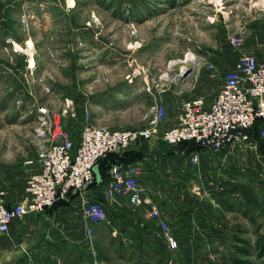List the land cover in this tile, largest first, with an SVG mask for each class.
I'll return each instance as SVG.
<instances>
[{
  "label": "rangeland",
  "instance_id": "374dc122",
  "mask_svg": "<svg viewBox=\"0 0 264 264\" xmlns=\"http://www.w3.org/2000/svg\"><path fill=\"white\" fill-rule=\"evenodd\" d=\"M234 35L240 45L231 43ZM243 51L264 59V0H0V185L9 199L21 196L50 147L51 136L39 133L42 109L62 115L69 128L88 112L98 126L143 127L158 102L169 113L183 99L205 98L201 76L224 75ZM187 66L194 70L184 76ZM254 144L263 151L257 136ZM197 150L198 160L188 150L194 163L206 153ZM74 192L81 196L67 197ZM222 195L226 250L212 264H264V236L258 259L250 242L241 260L232 250L250 240L240 230L249 224L233 209L248 194ZM106 226L100 241L109 244Z\"/></svg>",
  "mask_w": 264,
  "mask_h": 264
},
{
  "label": "crops",
  "instance_id": "0c3cea01",
  "mask_svg": "<svg viewBox=\"0 0 264 264\" xmlns=\"http://www.w3.org/2000/svg\"><path fill=\"white\" fill-rule=\"evenodd\" d=\"M208 73L207 77L201 76L203 88L199 89L210 105L225 73L218 74L213 81ZM178 107L169 111L163 128L178 124ZM83 120L77 118L79 125H70V129L79 130ZM125 151L130 162L139 165L146 201L135 205L126 196L106 197L103 190L108 170L103 169L101 182L85 192L111 210L106 221L92 223L79 204L80 194L74 192L45 211L15 219L7 233H0V264H212L220 260L214 254L226 250L228 231L218 222L227 210L228 201L220 200L227 189L240 197L248 194L233 209L249 224L240 230L249 231L250 240H237L232 250H239L237 258L241 260L245 253L243 243L250 242V254L256 253V259L260 257L264 181L259 179L260 171L264 173V150L260 151L254 140L220 152L206 150L199 163L192 161L187 147L168 145L160 138L134 143ZM125 151L115 152L114 158L126 156ZM20 187L22 195L10 197V204L22 198L24 189ZM154 207L160 210V218L152 215ZM161 220L167 223V232ZM105 225L109 244L100 241V230ZM90 227L93 242L87 233ZM169 237L178 240L176 248L169 246Z\"/></svg>",
  "mask_w": 264,
  "mask_h": 264
},
{
  "label": "built area",
  "instance_id": "2783aa9c",
  "mask_svg": "<svg viewBox=\"0 0 264 264\" xmlns=\"http://www.w3.org/2000/svg\"><path fill=\"white\" fill-rule=\"evenodd\" d=\"M241 42L240 36H232L231 43ZM41 112L44 128L39 133L50 135L51 144L37 159V170L26 181L20 201L10 204L8 190L0 185L1 234L9 231L15 219L45 211L72 191L82 192L81 207L92 223L105 221L109 214L106 205L87 193L97 181L98 163L110 152L125 151L145 139L160 138L170 145L194 141L201 149L220 152L232 145L251 144L256 139L252 129L259 122L257 137L264 147V59L250 51L240 53L235 66L225 72L213 102L208 105L202 95L183 99L178 124L168 128L162 126L168 118L162 102L153 106L148 123L139 128L98 126L90 121L92 115L88 112L78 135L67 127L62 115L46 109ZM192 154L194 160L200 158L198 150ZM103 193L106 197L126 196L133 204L146 201L139 165L113 163ZM152 215L160 218V210L154 207ZM161 224L167 232V223L161 220ZM87 233L93 242V229L88 228ZM168 239L171 248L178 246L176 238Z\"/></svg>",
  "mask_w": 264,
  "mask_h": 264
},
{
  "label": "trees",
  "instance_id": "16d2710c",
  "mask_svg": "<svg viewBox=\"0 0 264 264\" xmlns=\"http://www.w3.org/2000/svg\"><path fill=\"white\" fill-rule=\"evenodd\" d=\"M259 124L260 123L258 122L255 125V127L252 129V133L254 134V136H258ZM180 145L186 146L187 150H189V151H192L193 149L194 150L201 149L200 145L196 144L194 141H184V142H181ZM261 146L263 147V145H261ZM263 150H264V147H263ZM115 152H117V151L110 152L107 156H105L104 158H102L99 161V163H98L99 168L98 167L97 168L99 169L100 181L98 180V177H97V181H96L97 184L99 182H101V180H102V175H101L100 171H103V169L108 170L107 175H108V179H109V169L113 163H115V162L130 163V159L127 158V152L126 151L124 152V155L126 153V156H123V157L120 156L119 158H114ZM96 176H97V174H96ZM96 183L92 186V188L97 185ZM58 202H60V201H58Z\"/></svg>",
  "mask_w": 264,
  "mask_h": 264
},
{
  "label": "water",
  "instance_id": "95a60500",
  "mask_svg": "<svg viewBox=\"0 0 264 264\" xmlns=\"http://www.w3.org/2000/svg\"><path fill=\"white\" fill-rule=\"evenodd\" d=\"M194 70V67H190V66H187L185 67L184 71H183V75L186 76L187 74H189L190 72H192ZM96 174H97V177H98V180L100 181V175H99V169L96 168Z\"/></svg>",
  "mask_w": 264,
  "mask_h": 264
},
{
  "label": "bare ground",
  "instance_id": "6f19581e",
  "mask_svg": "<svg viewBox=\"0 0 264 264\" xmlns=\"http://www.w3.org/2000/svg\"><path fill=\"white\" fill-rule=\"evenodd\" d=\"M188 57H191V59L193 58V56L192 55H190V54H188L187 56H186V59L184 60H182V59H180V60H178V61H176V62H182V61H185L186 62V60L188 59ZM176 62H172V64H176Z\"/></svg>",
  "mask_w": 264,
  "mask_h": 264
}]
</instances>
